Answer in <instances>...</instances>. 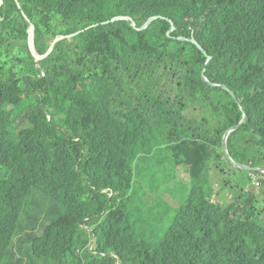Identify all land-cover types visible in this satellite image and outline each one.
Segmentation results:
<instances>
[{"label":"trees","instance_id":"trees-1","mask_svg":"<svg viewBox=\"0 0 264 264\" xmlns=\"http://www.w3.org/2000/svg\"><path fill=\"white\" fill-rule=\"evenodd\" d=\"M5 1L0 23L10 36V27L23 23L25 45L26 22L34 25L39 53L45 27L87 29L75 37L73 56L53 50L42 62L48 68L39 81L44 89L30 87L38 86L42 72L29 50L21 48L24 61L31 59L21 76L0 72V264H264L257 197L213 203L214 190L201 187L211 149L190 136L168 146L179 131L149 106H161L163 99L138 110L136 101L146 102L128 99L122 83L128 79L114 71L120 60L130 74L143 70L136 76L144 87L157 78L154 69L159 80L166 72L172 78L174 64H190L188 51L197 48L192 39L178 40L191 38L190 26L200 29L196 40L215 63L233 57L239 43L255 46L261 51L237 63L243 71L231 76L230 87L241 89L247 114L257 116L256 133L264 137V0H18L21 12L15 0ZM118 16L131 17L136 28L126 20L102 24ZM154 16L162 18L138 31ZM82 54L88 68L81 66ZM3 55L0 50V61ZM8 60L16 61V54ZM145 62L153 64L144 69ZM192 71L200 81V71ZM226 118L215 145L222 146L223 132L237 123ZM165 148L186 167L183 179L193 189L178 183L179 200L171 204L139 200L143 188L134 174L148 169L146 157Z\"/></svg>","mask_w":264,"mask_h":264},{"label":"flooded vegetation","instance_id":"flooded-vegetation-1","mask_svg":"<svg viewBox=\"0 0 264 264\" xmlns=\"http://www.w3.org/2000/svg\"><path fill=\"white\" fill-rule=\"evenodd\" d=\"M16 3V8L17 11L21 12V4L18 0H15ZM1 10L0 9V14H1ZM15 16V15H14ZM2 19L0 18V21ZM28 20V19H27ZM29 21V20H28ZM1 24V23H0ZM27 27H25V34H26V45L22 42V40L20 39V36L22 34V27L24 26V24H20L18 25V28L14 30V33L12 34V36H10V32L3 27V29L1 28L0 30H5V34L2 33L0 35V46L2 44H4L7 48V55H14L16 54V61H9L8 60V56L5 57V55H3L2 60L0 61V72H5L7 69L8 70H15L17 72V75L21 76V72L24 70V68L26 66L30 67V63H31V59H28L27 63L26 61H24V56L20 54V52H13L12 49L15 46V44H19L20 47L22 49H26L29 50V52L31 53L29 46L27 44V37H28V33L30 32V26L32 25L30 22H26ZM34 27V31H33V46H34V50L36 51V53L38 54H44L46 53L47 49L49 48V46L51 45V43L58 37V36H66L67 38L64 40H58L51 52L54 51H62L64 49V51H66L67 53H69L70 56H73V53H71V51H73V47L75 46V38L73 37H69L71 35H73L74 33L69 32V30L67 29V27L65 25H62L61 23L59 24H51V27H45V30L42 34L41 37V42L39 44V46L41 48L39 49H44V52L39 53L38 52V48L35 46V26ZM176 29H170L169 32H173ZM181 38H184V40L189 39L188 37H185L184 35L179 36L178 40H180ZM64 42V43H63ZM78 47V46H77ZM197 47V46H196ZM0 50L3 52V50L0 47ZM200 51V50H199ZM50 52V53H51ZM205 52V51H204ZM49 53V54H50ZM64 53V54H67ZM200 53L202 55H199V57L194 56V59H190L191 63L188 64V62H186V64H183L182 67H180L179 65V69H177L176 71H174V75L172 76V78L176 79L174 81H172V78H169L167 72L165 74V76H163L162 80H159V76L161 75H157V78L154 80V82L150 83L149 87H144V84H142L139 80V77L136 76L138 74H142L143 70H134V74H130V72L128 71V67H125L123 65L122 60L120 61H116V64L114 66V71L118 70L119 74H120V80L122 79H128L127 81H122V83L124 84V89H129V92L131 93V96L128 99H132L131 97H136L138 99H142L144 100L146 103L143 105H141V103H138V101H136V106L139 107L138 110H144V107H147V104H152V100L153 98L155 99H159L158 97L161 96L159 95V91H157L155 93L154 89H163V93H165L166 98L163 99L162 101V105L158 106V105H149L151 106V110H156L159 113H161L162 115L165 116L166 119H168L169 121V125L171 126L172 130H176L179 131L180 137H175L172 139V141H168V146L170 145H176L180 142H183L184 140L182 139L183 136H187V135H182L181 131H182V127H184L183 125H179L178 126V120L181 118H184V113H180L181 115H178L177 111L172 107V104L174 103L175 105L178 106L179 110H182V108H187L185 106H187V104L184 102L185 98L190 96V94L195 93L196 98L199 97V94L202 92V94L206 97L207 99V103L205 104H211L213 103V101L211 100V95L209 93H219L221 96V100L222 102L229 100L230 98L233 97V89L230 88L229 86V82L231 80V72L229 69H227L226 67H222L220 66L218 63H215L213 60V57L210 58V60H207V56H209L206 52V55H204L201 51ZM4 54V52H3ZM32 54V53H31ZM48 54V55H49ZM47 55V56H48ZM46 57L40 59V60H36L34 57L32 58L34 61V67H39V70L42 72L41 76H36L37 78V85H31V89H44L41 87L40 84V78L44 77L46 74V70L48 69L47 67H43L42 62H44L46 60ZM83 56V62L81 66H85L86 68H88V63L86 62V58L84 54H82ZM52 61L53 63H55L54 61V57H52ZM65 63L66 65H68L67 60L65 58ZM201 64L202 65V69L203 72L200 75L201 80L198 82H195L192 79V74L191 72L192 69H196V64ZM18 64V65H17ZM188 66L187 69H185V66ZM125 67V68H124ZM93 69H96L95 65L92 66ZM168 69V65H163L161 66V69ZM197 71H201L196 69ZM45 71V72H44ZM157 72V71H156ZM98 74V72H97ZM155 74V69L152 72L151 75ZM26 77H32L30 74H26ZM142 84V85H141ZM192 85L195 86V89H193ZM138 87V88H137ZM180 88V89H178ZM195 92H192V91ZM148 91H153V96L152 99L150 98V95L147 94ZM187 92V94H185ZM234 99V97H233ZM235 101V99H234ZM234 103V102H233ZM216 104H217V100H216ZM235 106V104H234ZM246 107L247 106H243L241 108H236L233 110H231L227 115H229L230 117L234 119H236L237 123L236 125L242 121L240 127L241 129L239 131L246 133L247 129H246V122H247V112H246ZM213 108H215V106H213ZM223 109V107H221V105H219L217 107L216 110L218 109ZM196 109V115H192V119H198L200 120V122H207V119H204L201 115H200V111ZM193 110L191 108H188L187 112H192ZM227 115H224V117H215L213 120V124H219L220 127H222V125L224 124V121L227 119ZM177 120L173 119L175 117H177ZM226 118V119H225ZM194 122V120L192 121ZM260 123L264 122L263 118L259 119ZM179 127V128H176ZM234 127V126H233ZM238 127L235 130V133L238 131V129L240 128ZM186 130H194V127L192 125L186 126ZM259 129V128H258ZM258 129H252V133L254 135L255 132ZM192 139H195V141H200L201 140V136L198 133H190L189 135ZM216 136V135H215ZM242 136H233L231 139V145L229 146V150H231L233 148V145L235 144L236 140H240ZM256 137V136H255ZM215 138V137H214ZM184 139H189V138H184ZM256 139L258 140L259 143L264 145V139L262 138V136H260V134L258 135V137H256ZM244 142L246 140H243ZM211 143H214V141H211ZM216 143V142H215ZM215 143L213 144L212 148L216 151H218V145H215ZM203 146H205L206 148H208V142H205L203 144ZM246 148V147H245ZM245 148L243 150H241V152L238 154V158L233 157L232 159L234 160V163L240 166H245V167H250L252 169H256L258 171H252V172H244V173H250L249 178L251 181H253V183L255 184V178H259L260 180V186L258 189H256L255 187L251 190L254 191V193H250L251 195H255L256 193L259 195V197L255 200H257V203L260 207L258 206H254L255 210H259L261 211L260 214L261 216L259 217L261 221L264 222V166H258V163H262L263 160V156L261 151L257 152V153H251V154H247L245 153ZM210 149V148H209ZM236 154L238 152H235ZM235 154V155H236ZM257 155L260 156L259 159H257ZM262 156V157H261ZM239 162V163H238ZM251 163V164H250ZM232 166H234V168H236V166L234 164L228 163ZM222 175H225L226 179H223V182H226L227 178H237V174L236 172L233 170H230V168L228 167V170H223L220 172ZM239 177V176H238ZM240 178V177H239ZM238 178V179H239ZM230 184H234L236 186H239L238 183L235 182H229Z\"/></svg>","mask_w":264,"mask_h":264},{"label":"rangeland","instance_id":"rangeland-1","mask_svg":"<svg viewBox=\"0 0 264 264\" xmlns=\"http://www.w3.org/2000/svg\"><path fill=\"white\" fill-rule=\"evenodd\" d=\"M4 26L5 24H0V29L1 28L3 29ZM10 29L15 30V27L14 26L10 27ZM0 47L3 50L5 57L8 56L6 54L7 53L6 46L2 44ZM12 51L13 52L21 51L20 45L16 43ZM20 54H23V53L20 52ZM188 55L189 57H191V59H194L195 58L194 56L199 57L200 55L199 47L198 46L197 48L192 47V49L188 51ZM150 64H153V62L151 63L145 62L143 65L144 69H148ZM173 68L177 70L179 69V66L174 64ZM196 69L201 70L200 71V75H201L203 72L202 65L197 63ZM155 77H157L156 71H155ZM233 90H234L235 101L232 97L229 100L222 102L221 96L219 93H209L211 95V100L213 101V103L211 104H205L207 103V99L202 94V92L199 94L198 98H196L195 93L190 94V96L185 98L184 102L186 104L188 103L187 104L188 106L184 110L191 108L193 111L192 112L186 111L184 113V118H181L178 120V126L179 125L184 126L182 127V131H181L182 135L189 136L190 132L186 130L187 129L186 126L192 125L195 129V132L201 136V140L197 142V144L199 146H202L205 142H208V148H210L211 151L213 152V157L211 156V159L209 160V163L207 166L208 171H207V174H205L206 178L201 183V187L203 188L204 191L214 190L213 191L214 195L212 194L211 201L213 203H217L223 206L230 204L235 197H238L240 198V200H243V201L250 200L249 198V196L251 195L250 193H254V191L251 190L254 188V183L249 178L250 173L240 172L237 168H234V166L228 164L226 160L228 159L227 155L224 152V149L220 145V143L217 144L218 151L212 148L214 143H211V141L215 137L218 130L222 131V127H220L219 124H213V121H214L213 119L215 117H224V115H227L232 109L234 110L235 107L238 108V105L239 107H243L245 105L244 94L241 91V89H237L233 87ZM154 91L155 93L159 91V95H161L158 97L159 99L166 98L165 93H163V89H159V90L154 89ZM147 94L150 95V98L152 99L153 91L151 92L148 91ZM185 94H187V92ZM216 100H217V104H216ZM138 103H141V105H143V103L140 100H138ZM219 105H221L223 109L219 108L218 110H216ZM213 106H215V108H213ZM172 107L177 111L178 115H181L180 114L181 110H179L177 105L173 103ZM196 109L201 110L200 115L204 119H207V122L203 123V122H200V120L198 119L191 118L192 115L194 116L196 115V111H195ZM158 113L159 112L156 110L153 111V114L156 117ZM193 120L194 122H192ZM246 124H247L246 126L247 132L243 133L239 131L241 127L238 129V131L236 132V135L242 136V137L240 140H236L231 150H229L227 146V153L230 154L231 157L230 156L229 157L232 159L233 157L238 158V154L245 147H246L245 153L247 154H251L254 152L257 153L261 151L262 156H263L261 157L263 158V160L261 164L258 163L257 165L259 167L260 166L262 167L264 166V145L259 143L255 137L256 135L252 133L254 121L247 120ZM176 128H179V127H176ZM233 136L234 134L232 135V137ZM243 140H246V141L244 142ZM235 152H238V153L236 154ZM259 158L260 156L257 155V159ZM146 159L148 160V163H147L148 169L144 171H137L134 174V183L137 186H141L143 188L137 197L139 200L149 196L154 199L153 200L150 198V200L154 201L156 204H159V205L171 204L174 201L179 200L178 192H177L178 183H182L183 185L182 189L185 188L188 191H191L193 189V182L190 179H187V180L183 179L185 172H186V169H185L186 167L184 165L178 166L174 158V154L170 148H165L157 152H152L151 155L146 157ZM233 164L235 163L233 162ZM228 167L230 168V170L232 171L234 170L236 172L237 178L235 179H233L234 177L227 178L225 184L222 185L223 179H226V177L225 175H222L220 172L223 170L224 171L228 170ZM230 180H233V182L238 183L239 184L238 188L233 184H230V186L228 187L227 183H229ZM243 190H245L246 193H241V191ZM256 194L255 196L258 198L259 195H256ZM250 204L252 205L253 202H250ZM245 208H249V207L245 205ZM178 209L173 210V212ZM165 226L169 227L170 222L167 221L165 223Z\"/></svg>","mask_w":264,"mask_h":264},{"label":"clouds","instance_id":"clouds-1","mask_svg":"<svg viewBox=\"0 0 264 264\" xmlns=\"http://www.w3.org/2000/svg\"><path fill=\"white\" fill-rule=\"evenodd\" d=\"M2 1V3H0V9H3L4 7H5V4H6V1L5 0H1ZM114 18H119V20H124V19H131V20H126V21H130V22H132V25L136 28V23L133 21V19L131 18V17H127V16H125V17H123V16H118V17H114ZM114 18H112V19H114ZM112 19H109L108 21H110V20H112ZM119 20H117V21H119ZM107 22V21H106ZM106 22H104V23H102V24H108V23H106ZM116 22V21H115ZM110 23H114V22H110ZM94 26H99L98 24L97 25H94ZM141 27V26H140ZM139 27V28H140ZM89 28V27H88ZM87 28H84V29H81V30H79V31H77V32H75L74 34H76V33H78V32H82V31H85ZM138 29V28H137ZM145 30V29H144ZM174 30V29H173ZM138 31H140V30H138ZM142 31V30H141ZM189 31L191 32V38H189V39H192L194 42H193V44L194 45H196V46H198L199 47V50L204 54V55H206V53L204 52L205 50H204V48H202L201 47V45H200V43L196 40L197 39V35L200 33V29L198 28V27H195V26H190L189 27ZM171 34V32H169L168 31V35H170ZM77 36V35H76ZM75 36V37H76ZM74 37V38H75ZM180 40H184V38H181ZM261 50L259 49V48H257V47H255V46H252V45H250V44H244V43H239L238 45H237V50H236V52H235V54H234V56L233 57H231V58H229V59H227V60H225V61H223V62H217L220 66H222V67H226L227 69H229L230 70V72H231V76L232 75H234L235 76V74H237V72H239V71H243V70H241V69H239V68H236V65H237V63H239L241 60H243V59H247V56H249L250 54H252V53H255V52H260ZM201 54V53H200ZM212 56L211 55H209V56H207V60H210V58H211ZM213 61V60H212ZM167 62H168V64H169V60H167ZM230 84H231V80H230V82H229V86H230ZM241 87H246V81L245 80H242V83H241ZM231 89H233L232 87H230ZM235 88H237L238 89V87L236 86ZM233 97H234V90H233ZM238 105V104H237ZM238 108H241V107H239V105H238ZM247 120H253L254 121V125H256V122L255 121H257V116H252V117H250L249 116V114H247ZM241 122V121H240ZM239 124V123H238ZM237 124V125H238ZM237 125H235V126H237ZM247 125V124H246ZM254 125H253V129H256V128H254ZM240 127V126H239ZM233 131H235V130H233ZM232 131V132H233ZM255 134L257 135H259L260 133H256L255 132ZM260 136H262V138L264 139V137H263V135L262 134H260ZM229 137V136H228ZM228 139V138H227ZM221 144H222V141H221ZM170 147H173L172 145H170ZM229 149V148H228ZM229 154V153H228ZM229 156H230V154H229ZM231 157V156H230ZM227 160V159H226ZM233 160V159H232ZM227 162H228V160H227ZM233 162H234V160H233ZM229 163V162H228ZM260 180H259V178H255V184H254V187L256 188V189H258L259 188V186H260ZM228 185H230V183H227ZM257 184H259V186H257ZM227 185V186H228ZM246 192V191H245ZM256 195H258V194H256Z\"/></svg>","mask_w":264,"mask_h":264},{"label":"water","instance_id":"water-1","mask_svg":"<svg viewBox=\"0 0 264 264\" xmlns=\"http://www.w3.org/2000/svg\"><path fill=\"white\" fill-rule=\"evenodd\" d=\"M0 3H2V1L0 0ZM159 18H162L161 16H154V17H151L149 18L140 28H138V30H144L146 29L153 21L159 19ZM119 20V18H114L110 21H107L106 23H110V22H115ZM124 20H131V19H124ZM171 24L173 25V23L171 22ZM174 29V27H173ZM33 31H34V27L33 25L30 26V32L28 33V37H27V44L29 46V49L33 55V57L38 61L44 57H46L52 50L54 44L58 41V40H64L66 39L67 37L66 36H58L52 43L51 45L49 46V48L47 49L46 53L44 54H38L36 53V51L34 50V46H33ZM80 32L76 33V34H73L69 37H75L77 34H79ZM192 42H194L192 40ZM195 43V42H194ZM242 121L237 125V126H234V127H231L229 128L228 130L225 131L224 135H223V138H222V147L224 149V152L226 153L227 155V160L229 163L233 164L232 162V159L229 157V154L227 153V145H226V141H227V138L228 136L230 135V133L233 131V130H236L240 125H241ZM236 166V168L240 171V172H252V171H258L256 169H252L250 167H245V166H240V165H237V164H234Z\"/></svg>","mask_w":264,"mask_h":264},{"label":"bare ground","instance_id":"bare-ground-1","mask_svg":"<svg viewBox=\"0 0 264 264\" xmlns=\"http://www.w3.org/2000/svg\"><path fill=\"white\" fill-rule=\"evenodd\" d=\"M110 192H112L111 190H110ZM109 213V212H108ZM104 214V213H103ZM88 232V231H87ZM91 232V231H90ZM83 233H85V231H83ZM92 233V232H91ZM96 236V235H95ZM94 237V236H93ZM95 241H97V240H95ZM91 242V241H90ZM93 248V247H92Z\"/></svg>","mask_w":264,"mask_h":264},{"label":"built area","instance_id":"built-area-1","mask_svg":"<svg viewBox=\"0 0 264 264\" xmlns=\"http://www.w3.org/2000/svg\"><path fill=\"white\" fill-rule=\"evenodd\" d=\"M257 186H259V184H257Z\"/></svg>","mask_w":264,"mask_h":264},{"label":"crops","instance_id":"crops-1","mask_svg":"<svg viewBox=\"0 0 264 264\" xmlns=\"http://www.w3.org/2000/svg\"><path fill=\"white\" fill-rule=\"evenodd\" d=\"M236 186V185H235ZM238 188V186H236Z\"/></svg>","mask_w":264,"mask_h":264}]
</instances>
